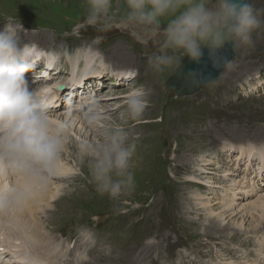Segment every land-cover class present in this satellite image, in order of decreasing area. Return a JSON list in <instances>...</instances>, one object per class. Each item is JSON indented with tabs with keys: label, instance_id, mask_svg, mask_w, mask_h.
Segmentation results:
<instances>
[{
	"label": "rangeland",
	"instance_id": "obj_1",
	"mask_svg": "<svg viewBox=\"0 0 264 264\" xmlns=\"http://www.w3.org/2000/svg\"><path fill=\"white\" fill-rule=\"evenodd\" d=\"M252 2L257 9H264V0ZM116 4L121 5L114 7L119 13L123 10L122 0H114ZM5 16L20 21L29 30L23 34L24 39L32 36L31 41L38 44V58L26 75L33 87L46 86L43 92L48 89L44 94L48 98L52 119L59 117L68 131V136L64 134L65 145L73 138L80 153L84 134L78 131V124L72 125L73 115H69L72 111L82 115L85 100L89 97L97 98L108 107L106 113L111 116L104 124V132L86 137L85 141L91 138L99 142L110 129L123 127L129 133V141L136 144L130 169L134 173L135 188L118 201L92 195L94 188L89 187L86 163L83 176L73 182L65 183L63 176L54 177L47 169L39 173L49 180L50 189L57 197L65 186V195L61 199L72 216L58 223L55 231L56 243L66 242L72 236L77 239L65 243L71 251L65 256L68 261L79 258L88 264H184L183 259L190 264H261L264 221L260 222L256 215L250 216L252 219L246 217L247 223H243L234 242L229 241L233 231L225 229L227 231L220 234L210 229V224L213 218L212 227L227 225L228 220L222 225H218L217 220L225 203L231 201L232 207L245 215L264 193L261 189L264 187V176L261 179L264 170L256 166L258 159H251V166L247 165L244 155L234 159L241 146L264 147V30L254 34L255 46L251 50L234 49L235 57L230 66L215 79L213 86H204L192 96L176 97L165 88L175 72L157 78L146 68L150 51V44L145 43L149 39L146 35L114 29L104 34L102 42L93 43L100 34L91 27H80L84 18L83 0H0V21ZM90 45L95 47L97 59L101 60L89 65L84 59L73 64L72 58L63 56L59 61L49 62L45 56L54 50H66L71 54L76 49H89ZM124 62L141 66L137 77L132 78ZM138 84H145L153 98H148L149 104L142 117L131 121L125 113L124 97L130 86ZM204 129L208 130L209 136L198 139ZM204 145L211 148L207 150ZM224 147L228 152H224ZM205 155H211L210 165L216 169L209 175L202 174L196 169L200 165H195L197 161H205ZM139 159L144 162L140 164ZM221 162H224L223 168ZM77 163L80 164L81 160ZM67 164L65 166H72L73 171L79 173L81 165L70 159ZM201 168L204 165L201 164ZM227 168L234 172L231 175L234 183L240 184L242 191L247 192L232 191V179L221 176ZM6 174L7 187L11 181L17 189L30 195L25 200L24 209L25 213H30L28 219L34 217L31 209L40 207L43 217H35L41 224L51 218L52 224L58 222L52 211V202L48 208H43L42 195L22 186L25 179H18V174ZM259 179L261 181L257 182ZM250 180L253 185L248 184ZM34 196L41 201L38 203ZM198 201L208 203V209H198L203 207ZM11 209L12 205L8 206L7 212ZM4 210L0 209V214L5 217L8 213ZM128 211L132 215H124ZM183 211L190 212L181 217ZM211 212L215 214L211 215ZM19 213L25 214L23 211ZM238 216L228 225L232 228L238 225ZM258 227L256 236L250 233ZM41 238L44 242L45 234ZM190 244L197 246V252L209 251L210 254L197 259L183 247ZM9 249L11 252L18 250L10 246L5 250ZM226 250H230V255L225 253ZM9 256L8 251L3 253L0 264H5ZM192 260L196 261L192 263Z\"/></svg>",
	"mask_w": 264,
	"mask_h": 264
},
{
	"label": "clouds",
	"instance_id": "obj_2",
	"mask_svg": "<svg viewBox=\"0 0 264 264\" xmlns=\"http://www.w3.org/2000/svg\"><path fill=\"white\" fill-rule=\"evenodd\" d=\"M114 0H83L82 28H93L99 44L104 34L116 29L146 35L150 51L146 68L155 77L179 72L186 58L199 65L205 59L212 69L230 66L221 56L222 50H251L254 34L264 30V9H257L252 0H122L123 10L114 11ZM23 24L13 16L0 21V173L25 176L38 175L62 157L65 143L63 121L52 123L48 98L32 86L28 74L38 58L34 43L24 39ZM92 50L76 49L74 53L49 51V62L63 56H86ZM190 88L211 87L215 80L202 71L184 75ZM149 90L145 84L130 86L124 97L125 113L131 121L140 119L148 107ZM82 118L95 127L100 119V101L85 100ZM136 144L129 141L123 127L110 129L96 142L91 138L80 145L81 159L86 162L87 179L95 192L118 201L135 188L131 161ZM25 198L22 190L9 181L0 191V209Z\"/></svg>",
	"mask_w": 264,
	"mask_h": 264
},
{
	"label": "bare ground",
	"instance_id": "obj_3",
	"mask_svg": "<svg viewBox=\"0 0 264 264\" xmlns=\"http://www.w3.org/2000/svg\"><path fill=\"white\" fill-rule=\"evenodd\" d=\"M30 38L33 39V37L30 36L28 39H26V41L34 43L35 45L38 46L37 42H35L34 40L31 41ZM86 41H88V40H86ZM89 48L92 51L89 52L86 56L72 57L73 64H76L80 59H84L85 64H88V65L95 60L100 61L101 59H97L98 53H96L95 50L93 49L95 47L91 48V45H90ZM81 49H83V48H81ZM131 60H132V58H131ZM124 64H125L124 66L127 68L126 70L129 71L130 74L132 75V78L137 77L139 67L141 68V66L136 65V64L126 63V62H124ZM132 65H134L135 67H133ZM73 67H75V65ZM44 87H46V86H43V85L40 87L36 86L35 88L42 91V89ZM47 87L50 88L49 86H47ZM148 98L149 99L153 98V96H151V92L149 93ZM99 112L101 114L100 119L98 120V121H100V124H97L95 127H90V126L86 125L83 121L82 115L79 116L77 114V112L72 111V113L69 115L70 117L73 115L72 120H71L72 125L78 124L77 125L78 131L82 132L84 134L85 137L83 136V138H84L83 141H85L86 137L89 138L90 136H95L96 133H98L100 131H103V132L105 131L106 127L104 124L106 121L109 120V117L111 116V114L106 113V112H108V107H106L105 105L104 106L102 105V107L99 109ZM59 116H64V115L59 114ZM65 116L67 117L68 113L65 114ZM58 121H60L59 117L53 118L52 119L53 125H55ZM67 132L68 131L65 130L63 133V136H64V134L66 136H68ZM199 135H201V137H199L198 139H202V138L207 139V137L209 136L208 130L204 129V132L200 133ZM243 145H245V144H243ZM246 145H247V148H243V146H241L239 148V155H237V156L235 155L234 159L237 160L244 155V157H246V162H247L248 166L249 165L251 166V159H258L256 166L258 168H261L262 170H264V147L260 146L257 148L253 144H246ZM204 147L207 150L211 148V146H209V145H204ZM224 152H228L227 148H225ZM220 153H222V151H220ZM63 155H65V156L61 157L64 159L63 161L56 160L55 162H53V164H51L52 166L47 168V170H49V172L52 174V176H54V177L63 176L64 180H62V181H65V183L70 182V181L73 182L77 178L83 176V171H84L83 165L86 162L81 159V153L78 152L76 140H74L73 138H70L68 144L65 145ZM210 156L211 155H205L204 156L205 161L200 160V161H197V163L195 164V165H200L196 169L198 171H202V174H204V175H209L210 173H212L216 170L215 168L212 167V165H210V163L213 160L212 158H210ZM212 157H214V159H216L215 156L212 155ZM68 159L72 160V162L76 165H81L80 169L78 170L79 173H75V171H73L74 167L65 166V165H68L67 164ZM79 160H81L80 164L77 163ZM142 161H143L142 159H139L138 162L141 164ZM213 163L218 164L219 162H213ZM201 164L204 165V168H201ZM221 164H222V168H223L224 162H221ZM263 172L264 171H262L261 179L264 176ZM258 173H255V176L258 175ZM231 175L233 176L234 172L228 168L223 170L222 174H221V176H223V177H228L229 179H232L231 180L232 191L235 193L247 192V190L242 191V187H240V184L236 185L234 183L235 180L233 177L231 178ZM16 177L18 179H22V180L25 179L27 184L23 181L22 186L24 188H26L27 191L34 190V192H37V194L42 195V197L44 198L43 201H45L44 205H42L43 208H48L50 206V203L52 202V208H53L52 211L55 213V215H56L55 217L57 218L58 222L56 224H52V221H51L52 218H51V219H47L46 223L41 224L38 221L39 218L35 217V216L43 217V213H42L40 207H36V209H34V210L31 209V211L34 213V217L28 219L30 213L29 212L25 213V211H24V209L26 207L25 200L30 196L27 193H25L24 199H22L19 202H14L11 204L12 205L11 211L7 212V207H5L4 212L8 213L7 216H5V217L3 216V213H2L3 211L1 212L2 215L0 214V256L3 253H6V251H8L10 253V256L7 257L5 264H88L83 259L78 258V259H72V260L68 261L65 257L66 253H71V251L65 246V243H67L72 238L76 239L75 236L70 237L68 240H66V242L56 243V239H57L56 234L57 233L55 231V228L57 227L58 223H60L61 221L65 220V219H69L72 216V215L68 214L67 205L64 202H62V199H61L65 195V186H64L63 190L61 191V194L57 197L56 192L52 191L50 189L49 180H47L41 174H38L35 176H26V177H23L21 174H18ZM7 178L8 177H7L6 172L0 173V182H1L0 191L7 189V185L5 183ZM261 179L257 180V182L261 181ZM246 181L248 182V180H246ZM189 182H191V181H189ZM191 183H194L197 185V183H195V182H191ZM250 183L252 184L251 180L249 181L248 184H250ZM89 187L93 188V186L90 183H89ZM197 187H199V186L197 185ZM258 187L259 186H257V188ZM199 188H201V187H199ZM248 188H250L249 185H248ZM261 189L264 190V187H262ZM251 192L254 193V191H251ZM91 193H92V195L99 196V194H97L93 189L91 190ZM102 197H104V196H101V198ZM33 198H35L38 203L41 201L38 197L34 196ZM80 198H81V196H80ZM198 202H200V201H198ZM199 205L203 206V207H197L198 209H203L204 207H205V209H208L207 207L209 206L208 203L206 204L207 205L206 206L205 203H203V202L202 203L200 202ZM28 208H30V207L28 206ZM18 211H23V213H25V214L22 216L20 213L18 214ZM26 211H27V208H26ZM249 211L250 212L248 214L243 215V214H241L240 211L235 210V207L234 208L232 207L231 201H230V204L225 203V207L222 209V212L221 213L219 212L220 214H219V216H217V218H218L217 220L219 221L218 225H222L226 220H228V223H232V221L231 222H229V221L231 219H233L234 217H236L238 214H239L238 217L240 219L239 224L234 226L233 228L231 225H228V223H226L227 225H222L223 227L216 225V226H213L214 227L213 228L212 224L215 223V222H213L215 220L212 218L213 221H212V224H210V226H211L210 229L217 230L220 232V234H223L225 229H230V231H233V232H231L233 234L232 235L230 234L231 236L229 237V241L234 242L236 240V237H238L240 234V230L242 229L243 223H247L245 221L246 217L251 218L250 216L253 217V215H256V219H260V222L264 221V193L261 196H259V199L256 202L254 201L253 207H251L249 209ZM189 212L183 211V213H182L183 215H181V217H185L186 213H189ZM255 212H257V213H255ZM213 213L211 212L210 214L212 215ZM124 215L130 216V215H132V213L130 211H128ZM187 216H189V215H187ZM19 217H21V218L19 219ZM199 218H201V216ZM75 222L77 223V221H75ZM51 225H53L54 227ZM84 227H86V226H84ZM47 228L51 232H49L47 230ZM259 228L260 227H258L256 229H252L250 233L256 236L258 234ZM39 230H42V231L40 232ZM225 231H227V230H225ZM36 232H38V233L36 234ZM195 232H197V231H195ZM44 234H45L46 240L43 242L40 239H42L41 237H43ZM243 234L245 235L246 233L244 232ZM51 235H53L52 238H49ZM203 235H206V234H203ZM227 235H228V233H227ZM76 241H77V239H76ZM201 244H200V246H201ZM7 246H10L11 248L18 249V250H15L12 252L10 249L5 250L7 248ZM94 247H97V245H95ZM183 247L186 248L188 250V252L190 254H193L195 256V258H197V259L203 258L204 256H207L210 254L209 251H207L206 253H203L201 251L197 252L195 250V248H197V246H192L191 244H190V246H183ZM225 253L230 255V250H226ZM182 261L184 264H190L188 262H184L183 259H182ZM195 261L196 260H192V263H194ZM261 264H264V257H262Z\"/></svg>",
	"mask_w": 264,
	"mask_h": 264
},
{
	"label": "water",
	"instance_id": "obj_4",
	"mask_svg": "<svg viewBox=\"0 0 264 264\" xmlns=\"http://www.w3.org/2000/svg\"><path fill=\"white\" fill-rule=\"evenodd\" d=\"M221 56L226 58L228 61H232L235 57L234 49L231 45L226 46L222 52ZM183 67L179 72H175L166 82L165 88L166 90L173 94L176 97H188L194 95L198 92L202 87L190 88L186 86L184 75L191 70L202 71L205 75H211L214 80L217 79L226 69L227 66H224L220 69H212L211 65L207 60V54L205 53V59L201 64L195 65L188 62L185 59L183 62Z\"/></svg>",
	"mask_w": 264,
	"mask_h": 264
}]
</instances>
